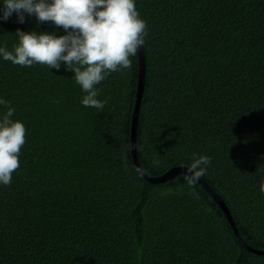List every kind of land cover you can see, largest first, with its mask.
<instances>
[{
  "label": "trees",
  "instance_id": "obj_1",
  "mask_svg": "<svg viewBox=\"0 0 264 264\" xmlns=\"http://www.w3.org/2000/svg\"><path fill=\"white\" fill-rule=\"evenodd\" d=\"M51 2V0H50ZM147 24L136 125L148 177L211 157L202 179L240 237L264 252V0H134ZM3 0H0V7ZM17 29L65 35L25 14L0 20V47ZM97 97L61 64L21 67L0 57V99L24 124L20 167L0 184V264H264L225 214L184 174L152 184L137 172L130 134L138 54ZM7 109L0 105V117ZM158 161L154 166L153 162Z\"/></svg>",
  "mask_w": 264,
  "mask_h": 264
},
{
  "label": "clouds",
  "instance_id": "obj_2",
  "mask_svg": "<svg viewBox=\"0 0 264 264\" xmlns=\"http://www.w3.org/2000/svg\"><path fill=\"white\" fill-rule=\"evenodd\" d=\"M13 13L17 22L25 23V14L34 16L37 23L53 22L65 35L24 32L17 29L18 43L13 50L0 47V57L13 65L74 73L72 79L85 93L81 104L102 112L107 100H99L101 84L114 72L130 71V57L138 54L147 35V24L139 18L134 0H3L0 20L7 21ZM7 111L0 117V184L10 186L13 173L20 167L19 154L25 144V126L14 121L16 109L0 99ZM154 161V166L158 165ZM212 159L193 154L185 180L194 187L207 174ZM260 191L264 194V182Z\"/></svg>",
  "mask_w": 264,
  "mask_h": 264
},
{
  "label": "water",
  "instance_id": "obj_3",
  "mask_svg": "<svg viewBox=\"0 0 264 264\" xmlns=\"http://www.w3.org/2000/svg\"><path fill=\"white\" fill-rule=\"evenodd\" d=\"M144 84H145V57H144V51L143 46H141L138 49V83H137V89L135 94V104L132 114V124H131V134H130V149H131V157L133 160V164L137 170V172L145 179L147 182L152 184H158L167 181L168 179L173 178L177 174H186L187 167H174L170 170H168L166 173H164L162 176L151 178L148 177L143 169L141 168L138 159H137V153H136V125L138 120V114L141 107V100L142 95L144 92ZM199 186L202 187V189L207 193V195L218 205L219 209L225 214L227 222L229 226L231 227L233 234L237 238V241L239 244L245 248L247 251L252 252L257 255H264V252L256 251L252 248H250L240 237L238 230L234 224L233 218L230 215V212L223 202V200L219 197L218 194H216L209 185L200 178L197 182Z\"/></svg>",
  "mask_w": 264,
  "mask_h": 264
}]
</instances>
